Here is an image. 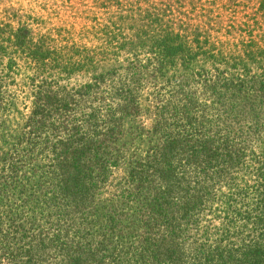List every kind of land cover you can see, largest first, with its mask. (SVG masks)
I'll use <instances>...</instances> for the list:
<instances>
[{"label": "trees", "instance_id": "16d2710c", "mask_svg": "<svg viewBox=\"0 0 264 264\" xmlns=\"http://www.w3.org/2000/svg\"><path fill=\"white\" fill-rule=\"evenodd\" d=\"M195 1L0 18V264H264V3Z\"/></svg>", "mask_w": 264, "mask_h": 264}, {"label": "rangeland", "instance_id": "374dc122", "mask_svg": "<svg viewBox=\"0 0 264 264\" xmlns=\"http://www.w3.org/2000/svg\"><path fill=\"white\" fill-rule=\"evenodd\" d=\"M92 0H0V18L4 21L11 22L12 19L19 13L26 15H42L47 18H52V24H66L74 27L77 31L81 24L93 17L90 12L92 7ZM158 2L163 0H156ZM260 0H221V16H213L214 23L212 26L213 33H222L225 37L234 38V34L237 32L231 25V21H236L244 13H250ZM264 3V0H261ZM195 2H198L195 1ZM188 5V3H186ZM240 6V7H239ZM178 7V6H177ZM188 7V6H185ZM89 9H91L89 11ZM187 9V8H186ZM175 16H179L174 9ZM189 17L202 19L199 17L200 12H194V15ZM219 14V15H220ZM264 16L261 17V19ZM220 22V23H219ZM219 23V24H217ZM12 24V23H11ZM88 24V23H87ZM217 29V30H216ZM234 30V31H233ZM264 31V30H263ZM228 32L233 34L228 36ZM238 37V36H235Z\"/></svg>", "mask_w": 264, "mask_h": 264}]
</instances>
